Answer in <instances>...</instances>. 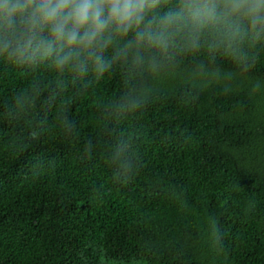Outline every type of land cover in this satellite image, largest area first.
Here are the masks:
<instances>
[{"label":"trees","instance_id":"trees-1","mask_svg":"<svg viewBox=\"0 0 264 264\" xmlns=\"http://www.w3.org/2000/svg\"><path fill=\"white\" fill-rule=\"evenodd\" d=\"M244 53L0 57V264H264V39Z\"/></svg>","mask_w":264,"mask_h":264},{"label":"clouds","instance_id":"clouds-1","mask_svg":"<svg viewBox=\"0 0 264 264\" xmlns=\"http://www.w3.org/2000/svg\"><path fill=\"white\" fill-rule=\"evenodd\" d=\"M262 39L264 0H0V57L58 78L101 79L121 58L155 71L205 44L238 59Z\"/></svg>","mask_w":264,"mask_h":264}]
</instances>
